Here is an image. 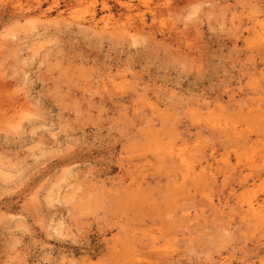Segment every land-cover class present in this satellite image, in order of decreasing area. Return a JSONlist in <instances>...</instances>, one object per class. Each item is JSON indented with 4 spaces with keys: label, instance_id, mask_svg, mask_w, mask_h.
<instances>
[{
    "label": "clouds",
    "instance_id": "obj_1",
    "mask_svg": "<svg viewBox=\"0 0 264 264\" xmlns=\"http://www.w3.org/2000/svg\"><path fill=\"white\" fill-rule=\"evenodd\" d=\"M0 264H264V0H0Z\"/></svg>",
    "mask_w": 264,
    "mask_h": 264
}]
</instances>
